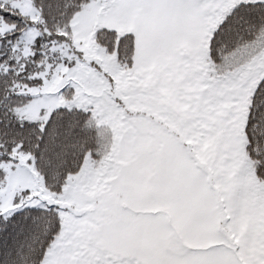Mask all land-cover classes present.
<instances>
[{
    "label": "snow or ice",
    "instance_id": "6c2138e0",
    "mask_svg": "<svg viewBox=\"0 0 264 264\" xmlns=\"http://www.w3.org/2000/svg\"><path fill=\"white\" fill-rule=\"evenodd\" d=\"M0 264H264V0H0Z\"/></svg>",
    "mask_w": 264,
    "mask_h": 264
}]
</instances>
